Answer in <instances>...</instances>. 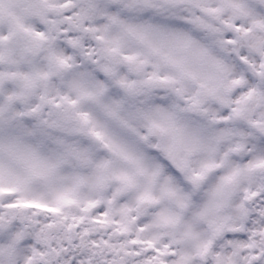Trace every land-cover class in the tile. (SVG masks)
<instances>
[{
    "label": "snow or ice",
    "instance_id": "obj_1",
    "mask_svg": "<svg viewBox=\"0 0 264 264\" xmlns=\"http://www.w3.org/2000/svg\"><path fill=\"white\" fill-rule=\"evenodd\" d=\"M0 264H264V0H0Z\"/></svg>",
    "mask_w": 264,
    "mask_h": 264
}]
</instances>
